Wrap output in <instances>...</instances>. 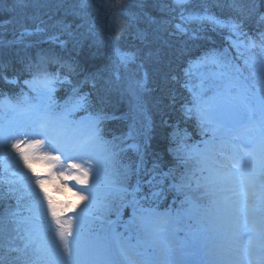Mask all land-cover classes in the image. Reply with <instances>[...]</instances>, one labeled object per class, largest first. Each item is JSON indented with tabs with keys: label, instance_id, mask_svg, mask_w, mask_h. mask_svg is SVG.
Wrapping results in <instances>:
<instances>
[{
	"label": "snow or ice",
	"instance_id": "6c2138e0",
	"mask_svg": "<svg viewBox=\"0 0 264 264\" xmlns=\"http://www.w3.org/2000/svg\"><path fill=\"white\" fill-rule=\"evenodd\" d=\"M47 2L33 0L37 7ZM14 3L27 6L25 0ZM64 3L69 0H58V6ZM225 5L226 18L215 11L222 13ZM166 7L174 15L159 21L150 17V26L155 27L137 30L139 44L129 48L111 34L101 35V18L88 11L95 9L92 0L70 3V14L81 19L76 27L84 28L83 32L71 31V24L61 20L49 31L41 21L31 30L25 28L19 41L8 42L40 35L36 43L52 47L38 50L35 62L29 58L20 70L32 77L25 81L30 89L42 85L37 102L27 107L21 120L0 126V149L6 151L11 142V150L30 174L26 189L31 199L29 215L22 216L21 198L12 188H0V264H216V252L207 241L221 224L219 215L213 218L202 201L211 196L217 208L234 196L247 200L259 187L264 214V0L227 4L172 0L170 7L162 4L159 10ZM121 16L126 19L123 10ZM250 25L255 26L252 35L244 31ZM164 33L180 39L170 40ZM213 34L226 42L223 48L208 47L216 44ZM89 39L90 47L103 49V67L96 71L77 59L79 51L77 57L61 54L70 41L75 50ZM198 41L204 42L200 55L189 62L185 76H190L192 64L209 66L210 71L196 91L187 81L181 85L173 63L177 53L190 54V43ZM241 47L261 50L259 59L245 60V65L258 68L259 87L243 75L236 63L239 56L229 58L230 49L239 53ZM53 64L57 71H48ZM8 67L0 62V84L18 85V75H9ZM149 80L155 85L151 90L146 87ZM86 85L91 87L84 92ZM177 85L188 92L179 109L182 117L194 121V130L201 136L211 135L189 146L185 141L190 134L184 129L181 136L177 126L169 135L172 140L181 137V143L166 150L172 159L165 160L151 150V121L142 96L154 92L156 105L167 100L166 107L174 108ZM66 86L70 90L62 102L57 101V89ZM118 90L136 97L135 112L143 117L138 126L134 115L119 136L104 127L106 120L122 118L109 116L106 110ZM241 137L246 141L248 165L228 151L230 145L237 147ZM256 157L261 160L258 186L252 164ZM35 164L40 165L39 171ZM237 178L242 188L226 187L235 185ZM61 190L71 192L79 203L54 199L51 192ZM169 196L172 202L165 211L152 206L167 202ZM261 226L264 229V215ZM180 231L185 232L183 239L177 238ZM252 255L250 251L248 264H264V243L258 248V259Z\"/></svg>",
	"mask_w": 264,
	"mask_h": 264
},
{
	"label": "trees",
	"instance_id": "16d2710c",
	"mask_svg": "<svg viewBox=\"0 0 264 264\" xmlns=\"http://www.w3.org/2000/svg\"><path fill=\"white\" fill-rule=\"evenodd\" d=\"M43 2V0H41ZM73 0H69V3H64L62 6H58V0H48L44 3L43 7L34 6L33 0H25L27 6L19 5L14 3V0H0V62L8 64L7 69L9 75L17 74L19 78V84L13 86H3L0 84V96L12 97L19 94L20 91L24 90L26 87L25 81L32 79V77L27 73L20 71L23 69L25 63L31 58L35 62L37 52L42 50V47L50 49L52 46L48 43L36 42L41 39L40 35L25 36L24 40H31L32 47H24L23 43H12L8 45L9 41L15 40L19 37L21 32L25 28L33 29L41 21L42 27H46L49 31H54L51 28L57 20H61L63 23L71 24V31L75 33H80L84 31V28L77 29L76 25L82 23L81 19L73 16L71 13L70 3ZM98 0H92V3H96ZM111 2H115L110 4ZM172 0H123L115 1L110 0L105 2V5H96L94 13L101 18L103 25L101 35L107 37L109 34L114 38H117L120 44L129 48L133 45H138L139 41L135 38L137 30H143L146 27H155V25L150 26L149 18H155L159 21L162 18H170L174 13L168 11L166 7L163 12L159 9L162 4L169 5ZM229 0H222V3L227 4ZM107 5V7H106ZM143 5V7H141ZM89 9L88 11H90ZM123 10V15L126 17L122 18L121 11ZM217 14H223L225 18L228 14V9L225 5L223 12L221 13L219 9L215 10ZM86 27V25H85ZM244 31L252 35L255 32V26H247ZM224 34L227 35V30H224ZM165 38H169L173 41H178L180 38L176 36L169 37L167 33L163 34ZM258 35V34H257ZM67 39V37H63ZM213 38L216 40L215 45H208V47H220L223 48L226 42L220 39V37L213 34ZM204 42L198 41L195 43H190L189 50L184 54L177 53L174 57L173 68L179 73L181 77V85L186 81L184 69L189 68V62L194 61L196 56L200 55L201 47ZM91 39L84 42L83 48L73 49L72 42L68 44V49L66 52L61 53L64 56L71 55L77 57V51H79V56L82 63H86L88 69L91 71H96L98 67H103L104 57L101 55L103 52L102 48H97L95 45L91 47ZM178 47H183V44L177 45ZM59 52V48L56 49ZM231 51V49H230ZM95 54V55H94ZM23 61V63H22ZM48 71H57V65L48 66ZM151 75V71L149 70ZM79 79L82 81L83 76ZM75 82V80L73 81ZM154 83L149 80L146 87L151 90L154 88ZM91 85H86L83 88L84 92H87ZM70 88L66 86L65 88H58L56 92V99L62 102V98L65 97L66 92ZM156 93L148 91L143 93L142 102L144 104L145 112L151 121L152 131L151 135V145L152 151L160 153L165 160L172 159L168 155L167 149L169 147L176 148L181 143V137H177L172 140L170 133L178 126L181 131V136L184 129H187L190 134L189 138L185 141L192 142L203 138L199 132L194 130V121L185 120L182 117V113L179 111L181 104L184 102L185 96L188 92L185 88L180 85L176 86L175 92V105L173 107H166L170 102L165 100L163 105H156L154 102V97ZM162 109V110H161ZM107 112L109 116L122 117L121 119L106 120L104 122V127L108 132L114 133L119 136L121 132L127 131V125L129 122V115L127 114V106L125 100L122 97L121 90L114 92L111 101L107 107ZM208 135V134H206ZM111 139V137H107ZM151 165L149 164V167Z\"/></svg>",
	"mask_w": 264,
	"mask_h": 264
},
{
	"label": "rangeland",
	"instance_id": "374dc122",
	"mask_svg": "<svg viewBox=\"0 0 264 264\" xmlns=\"http://www.w3.org/2000/svg\"><path fill=\"white\" fill-rule=\"evenodd\" d=\"M110 0H98V2L93 4H99V5H105V2H108ZM115 1H123V0H115ZM115 3L111 2L110 4ZM96 6V5H95ZM96 8V7H95ZM94 11L91 9L89 12ZM20 36L15 38L16 41H19ZM13 40V41H15ZM17 43H23L24 47L33 44L31 40H24L23 42H17ZM48 48L42 47V50H46ZM39 50V49H37ZM260 49L259 48H247V47H241L239 53L235 49H231L229 58L237 57L239 56V59L236 61V63L239 64L240 68L243 70V75L248 78V81L250 84L255 83L259 87V71L258 68L250 67L245 65V60H251L252 57H256L259 59L260 57ZM210 71L209 66H199L196 64H192L190 68V76H187L185 80L188 82L189 86L194 88L196 91L200 90V84L201 80L204 79ZM35 90L30 89L27 85L24 88V90L20 91L19 94H16L15 96L7 97V96H0V126H2L5 122L8 123H15L23 118L24 112L27 109V107L30 104H34L38 100V92L42 89V85L39 83H36L34 85ZM122 97L125 100V104L127 106V114L129 115V122L131 123L132 117L134 115H137V124L138 126L143 121V117L139 116L135 112V108L137 105V99L136 97L132 96L131 94L122 91ZM58 101V100H57ZM210 134V133H209ZM255 134V133H253ZM245 139L241 137L240 140L236 142L237 147L229 146V150H235L236 148L238 155L243 157V163L247 157H245L244 153L247 151V149L244 148ZM10 141H9V147L5 151L3 149H0V188H3L4 190H7L8 188H12L15 192V196L20 197V212L22 216H28V207L31 204V199L29 196V193L26 189V185L28 183L26 177L30 174L26 173L25 170H23L22 164L19 162V157L16 155L14 151L10 148ZM187 145H190V142L186 143ZM196 144V143H194ZM193 145V144H192ZM203 147V145H200ZM177 148V147H176ZM254 162L261 167V160L259 157H256L254 159ZM195 163V162H193ZM38 171L40 170V165L35 164L33 165ZM66 167V165H65ZM61 169L58 167L56 171H60ZM207 175V173H205ZM255 182L257 186L259 185L260 178L259 175L255 177ZM34 183V182H33ZM226 187H236V188H242V185L239 182V178H237L235 185H227ZM254 195H252L249 199H245L243 196L240 197H233L232 200L229 202V204L234 208V210L237 212L238 216L237 219L242 221H245L247 218V214H251L252 216H261L264 215L261 212V200L259 196V187L253 189ZM53 195V198L56 200H70L74 204L79 203L77 198L72 195L71 192L67 190H61L59 192H51ZM224 195H231L230 192H225ZM169 201L160 202L158 205H152L153 207H156L158 211L163 212L167 207H164L165 205L168 206V204H171L172 199L168 197ZM212 197H206L202 204L208 207L209 213L212 216L213 215V206H212ZM13 206L16 205V199L14 198L12 200ZM147 206V205H146ZM214 218V217H213ZM112 219H115V217H112ZM123 219L126 221L128 219L127 214L123 217ZM117 230L123 232L124 228L122 226H117ZM239 230L236 231H228L229 235L223 234V230L221 228L218 231H215L210 234V238L207 241L208 246L212 248L216 252V264H225L227 262L226 259L223 260L222 263H219L218 257L224 256L227 257L228 260L233 261L234 264H248L249 260V242L253 243L256 248L255 251H253L252 258L258 259V248L261 243H264L263 237H253L251 239H241L238 241L237 244L231 245V250L229 249V245L227 242H224L223 239L218 238H233L239 236L238 233ZM221 234V236H220ZM234 234V235H233ZM185 236V232L180 231L177 233L178 239H183ZM218 240V241H215ZM39 238H37V244H39ZM135 242V241H133ZM231 251V252H230ZM230 252V253H229Z\"/></svg>",
	"mask_w": 264,
	"mask_h": 264
},
{
	"label": "bare ground",
	"instance_id": "6f19581e",
	"mask_svg": "<svg viewBox=\"0 0 264 264\" xmlns=\"http://www.w3.org/2000/svg\"><path fill=\"white\" fill-rule=\"evenodd\" d=\"M249 160L246 159L244 161L245 165H248ZM253 167L255 169V171L257 172V175L260 171V167L254 162V160L252 161ZM217 209H219V212L217 211ZM213 210V217L215 218L217 215H219V223L221 224V230H223V234L226 235H231L228 233V231H234V229L239 230L237 234H239V236L237 235V237H229V238H225L226 241H228L230 244H237L239 240L243 239L246 236L252 234V237L257 236V237H263L264 240V229H262L261 226V216H252L251 214H247V218L245 219V221L238 220L237 217L238 214L237 212L234 210V208L229 204H223L221 203L220 205L217 206V208H212ZM234 235V234H233ZM251 237V238H252ZM249 246V252L251 251H255L256 246L249 242L248 244ZM231 252V251H230ZM226 257L220 256L218 258L219 261H223V259ZM225 264H234L233 261H230L227 259V262Z\"/></svg>",
	"mask_w": 264,
	"mask_h": 264
}]
</instances>
